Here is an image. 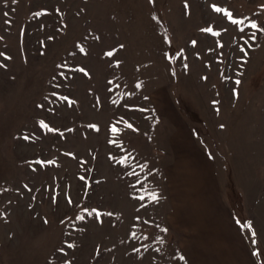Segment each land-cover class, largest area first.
<instances>
[{
  "label": "rangeland",
  "instance_id": "rangeland-1",
  "mask_svg": "<svg viewBox=\"0 0 264 264\" xmlns=\"http://www.w3.org/2000/svg\"><path fill=\"white\" fill-rule=\"evenodd\" d=\"M0 264H264V0H0Z\"/></svg>",
  "mask_w": 264,
  "mask_h": 264
},
{
  "label": "snow or ice",
  "instance_id": "snow-or-ice-1",
  "mask_svg": "<svg viewBox=\"0 0 264 264\" xmlns=\"http://www.w3.org/2000/svg\"><path fill=\"white\" fill-rule=\"evenodd\" d=\"M216 11H217V12H220V11H221V9L217 8V9H216ZM225 14H226V15H228V17L231 19V14H230V13H225ZM233 22L235 23V21H233ZM251 27H253V28H256V27H257V25H256V24H252V25H251ZM206 31H212V30H211V29H207ZM253 38H254V36H253ZM82 51H83V49H82ZM106 55H109V56H111V55H113V53L109 52V53H107ZM237 83H239V82H237ZM65 99H66V98H65ZM112 130H113L114 132L116 131V129H115V128H113ZM140 199H141V200H143V199H144V197H143V196H141V197H140ZM152 199H153V200H155V199H156V197H155V196H152ZM248 226H250V225H248ZM253 235H254V234H253Z\"/></svg>",
  "mask_w": 264,
  "mask_h": 264
}]
</instances>
